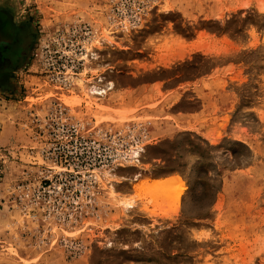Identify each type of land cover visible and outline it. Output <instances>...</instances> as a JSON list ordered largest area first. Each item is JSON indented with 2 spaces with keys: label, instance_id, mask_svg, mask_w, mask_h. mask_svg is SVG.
<instances>
[{
  "label": "rangeland",
  "instance_id": "1",
  "mask_svg": "<svg viewBox=\"0 0 264 264\" xmlns=\"http://www.w3.org/2000/svg\"><path fill=\"white\" fill-rule=\"evenodd\" d=\"M0 7V264H264V0Z\"/></svg>",
  "mask_w": 264,
  "mask_h": 264
},
{
  "label": "flooded vegetation",
  "instance_id": "2",
  "mask_svg": "<svg viewBox=\"0 0 264 264\" xmlns=\"http://www.w3.org/2000/svg\"><path fill=\"white\" fill-rule=\"evenodd\" d=\"M25 37L21 25L0 7V84L18 67L23 55Z\"/></svg>",
  "mask_w": 264,
  "mask_h": 264
},
{
  "label": "bare ground",
  "instance_id": "3",
  "mask_svg": "<svg viewBox=\"0 0 264 264\" xmlns=\"http://www.w3.org/2000/svg\"><path fill=\"white\" fill-rule=\"evenodd\" d=\"M90 55H91V57H93L94 53L90 52ZM108 86H110V85H108ZM104 91H105L104 88H102L101 86H98L95 83L86 86V94L89 96H93V94H101ZM141 151H142L141 146H136V147L132 148L129 152V158H131L135 163H137L138 162L137 157L139 156ZM183 189H184V187H182V189L180 191H182ZM129 207H131V203H126L125 208L128 209Z\"/></svg>",
  "mask_w": 264,
  "mask_h": 264
},
{
  "label": "crops",
  "instance_id": "4",
  "mask_svg": "<svg viewBox=\"0 0 264 264\" xmlns=\"http://www.w3.org/2000/svg\"><path fill=\"white\" fill-rule=\"evenodd\" d=\"M194 114H196V113H194ZM171 176V174L170 175H165V176H160V177H154V178H149V179H145L144 181H146V183L147 184H151L152 182H154V181H162V180H165V179H167L168 177H170ZM140 181V180H139ZM137 182V183H135V184H139L140 182ZM224 203H221V202H219V198H217V200L214 202V204H213V208L217 211V210H220L221 208H219V205H223ZM258 216H259V214H258ZM229 243V242H228ZM230 244V243H229Z\"/></svg>",
  "mask_w": 264,
  "mask_h": 264
}]
</instances>
